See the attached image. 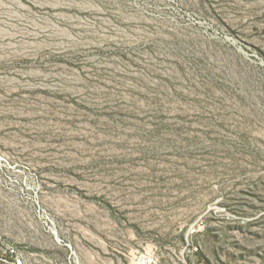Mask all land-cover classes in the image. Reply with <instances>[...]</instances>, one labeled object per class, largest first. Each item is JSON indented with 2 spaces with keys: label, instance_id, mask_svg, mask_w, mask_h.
Here are the masks:
<instances>
[{
  "label": "rangeland",
  "instance_id": "obj_1",
  "mask_svg": "<svg viewBox=\"0 0 264 264\" xmlns=\"http://www.w3.org/2000/svg\"><path fill=\"white\" fill-rule=\"evenodd\" d=\"M10 247L264 264V0H0Z\"/></svg>",
  "mask_w": 264,
  "mask_h": 264
},
{
  "label": "built area",
  "instance_id": "obj_2",
  "mask_svg": "<svg viewBox=\"0 0 264 264\" xmlns=\"http://www.w3.org/2000/svg\"><path fill=\"white\" fill-rule=\"evenodd\" d=\"M69 249L71 251V248ZM6 253H7L6 259L3 260L4 264H24L23 259L21 258L18 251L15 248H11V247L8 248Z\"/></svg>",
  "mask_w": 264,
  "mask_h": 264
}]
</instances>
